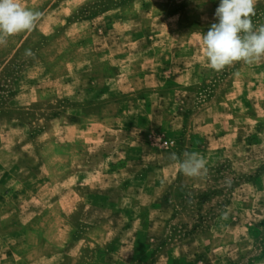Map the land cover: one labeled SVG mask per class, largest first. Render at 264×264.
Instances as JSON below:
<instances>
[{"label": "rangeland", "instance_id": "374dc122", "mask_svg": "<svg viewBox=\"0 0 264 264\" xmlns=\"http://www.w3.org/2000/svg\"><path fill=\"white\" fill-rule=\"evenodd\" d=\"M20 4L43 16L0 45V233L29 235L19 260L264 264V62L207 66L219 0ZM112 73L129 92L91 93ZM185 151L202 177L169 159Z\"/></svg>", "mask_w": 264, "mask_h": 264}, {"label": "clouds", "instance_id": "9594fccd", "mask_svg": "<svg viewBox=\"0 0 264 264\" xmlns=\"http://www.w3.org/2000/svg\"><path fill=\"white\" fill-rule=\"evenodd\" d=\"M257 3L258 0H219L215 22L201 33L210 69L219 72L234 63L252 66L264 62V24L257 26L252 21ZM42 16L41 11L22 7L20 0H0V45H6L12 36L35 30ZM26 55H32L30 49ZM169 159L187 177L200 178L206 173V161L199 153H171Z\"/></svg>", "mask_w": 264, "mask_h": 264}, {"label": "crops", "instance_id": "0c3cea01", "mask_svg": "<svg viewBox=\"0 0 264 264\" xmlns=\"http://www.w3.org/2000/svg\"><path fill=\"white\" fill-rule=\"evenodd\" d=\"M112 76H108L104 79L105 87L107 89H99L95 88L91 93H94L95 95H99L100 97H105L107 95L111 96H122L124 92L129 91H121L117 88V86L114 83L115 80V74H111ZM117 78V77H116ZM88 172V171H87ZM1 210V207H0ZM1 213V212H0ZM2 218H5V216L0 215V221ZM28 234H26L25 231H21L15 234L11 233H0V264H34L29 261H25L22 259L19 260V254L17 253L18 248L24 246V243L27 242ZM78 243V242H77ZM2 245L7 246V249L2 250ZM50 257L47 258L49 260ZM17 259L20 261L18 262Z\"/></svg>", "mask_w": 264, "mask_h": 264}, {"label": "built area", "instance_id": "2783aa9c", "mask_svg": "<svg viewBox=\"0 0 264 264\" xmlns=\"http://www.w3.org/2000/svg\"><path fill=\"white\" fill-rule=\"evenodd\" d=\"M167 144H168L167 142L164 143V145H167Z\"/></svg>", "mask_w": 264, "mask_h": 264}]
</instances>
